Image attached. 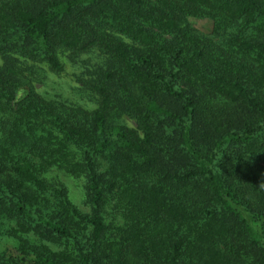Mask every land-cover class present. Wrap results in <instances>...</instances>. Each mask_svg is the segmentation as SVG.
<instances>
[{
    "label": "trees",
    "instance_id": "obj_1",
    "mask_svg": "<svg viewBox=\"0 0 264 264\" xmlns=\"http://www.w3.org/2000/svg\"><path fill=\"white\" fill-rule=\"evenodd\" d=\"M93 48L91 110L14 60ZM0 59V264H264V0H0Z\"/></svg>",
    "mask_w": 264,
    "mask_h": 264
},
{
    "label": "rangeland",
    "instance_id": "obj_2",
    "mask_svg": "<svg viewBox=\"0 0 264 264\" xmlns=\"http://www.w3.org/2000/svg\"><path fill=\"white\" fill-rule=\"evenodd\" d=\"M195 28L204 33L211 30V21L207 18H192ZM17 67L22 71L24 79L33 86L34 90L46 99L64 100L91 110L96 107V96L89 86L107 68L109 60L100 49L93 48L85 52L60 51L59 58L62 70L54 72L48 66L36 60L24 57H14ZM2 60L0 59V65ZM118 120L126 126L135 127L134 119L125 111H121ZM68 190L70 199L83 208V191L78 179L52 171ZM16 240L4 231L0 232V252H14Z\"/></svg>",
    "mask_w": 264,
    "mask_h": 264
}]
</instances>
